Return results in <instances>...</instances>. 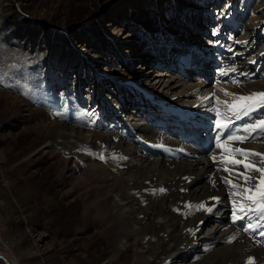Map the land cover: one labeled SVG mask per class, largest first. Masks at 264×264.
Returning a JSON list of instances; mask_svg holds the SVG:
<instances>
[{
    "label": "rangeland",
    "instance_id": "1",
    "mask_svg": "<svg viewBox=\"0 0 264 264\" xmlns=\"http://www.w3.org/2000/svg\"><path fill=\"white\" fill-rule=\"evenodd\" d=\"M219 34L232 45L236 68L246 73V63L264 79V0H0V264H168L167 255L141 248L142 232L112 250L106 231L115 207L104 209L115 202L107 192L113 182L90 176L106 161L48 142L62 124L91 129L144 112L159 118L133 90L157 100L166 94L159 77H196L206 87L199 73L179 77L190 67L176 56L185 52L199 67L192 49ZM46 123L50 129L38 128Z\"/></svg>",
    "mask_w": 264,
    "mask_h": 264
},
{
    "label": "bare ground",
    "instance_id": "2",
    "mask_svg": "<svg viewBox=\"0 0 264 264\" xmlns=\"http://www.w3.org/2000/svg\"><path fill=\"white\" fill-rule=\"evenodd\" d=\"M221 74L224 79L219 91L201 87L195 78L192 81L168 78L166 81L159 77L155 83L165 91L163 97L160 95L156 100L145 94L139 96L147 102L148 108L156 110L159 118H152L150 113L144 112L143 117L126 122L123 129L100 123H94L91 129L62 124L55 140L48 142L49 146L52 144L62 149L72 146L82 159L95 155L106 161L105 165L93 164L96 169H92L90 176L113 182L109 183L107 192L109 196L113 195L115 202L104 210L110 209L111 205L115 207L109 215L106 231L114 252L129 246L131 234L142 232L144 242L141 248L151 257L167 255L168 264L176 263L177 259V264H191L189 259H197L201 264H218L219 260L220 264H248L249 259L253 264H264V221L249 213L251 219L246 217L234 223L230 216L234 189L224 180L231 179L242 186L244 181L230 175L224 168L233 173L244 172V168L243 165L233 166L223 158H243L225 148L219 147L217 151L214 143L218 135L223 141L238 129L241 130L238 135H246L243 127L264 119V108H257L248 116L241 115L240 119L231 117L232 126L224 132L214 129L217 116L212 120L198 109L217 98L231 103L232 98L226 96L225 91L247 96L255 92V87L264 90V80L253 76L239 80L228 78L229 74L233 75L231 72ZM170 90L177 97L171 98ZM219 108L222 113L227 111L223 103ZM50 125L46 123L38 128L47 130ZM226 147L264 153V134L258 131L251 134L248 141L229 142ZM213 156L217 157L216 161ZM258 160L259 157H250L246 162ZM249 174L259 175L255 172ZM254 184L255 181H251L247 186ZM102 186L96 189L102 192ZM216 187H219V199H207ZM161 188L165 191L160 192ZM201 203L211 207L212 211L198 209ZM106 213L104 211L101 218L103 224L107 223ZM249 222L260 226L254 231L241 233L239 227ZM168 236H171L170 240ZM233 236L236 239L227 242Z\"/></svg>",
    "mask_w": 264,
    "mask_h": 264
},
{
    "label": "snow or ice",
    "instance_id": "3",
    "mask_svg": "<svg viewBox=\"0 0 264 264\" xmlns=\"http://www.w3.org/2000/svg\"><path fill=\"white\" fill-rule=\"evenodd\" d=\"M235 83V81H234ZM224 91V90H222ZM226 96L232 98V102L220 101L217 98V104L223 103L227 109L226 113H222L220 108L215 109L216 112V122L215 127L221 132L227 131L232 126L231 117L235 119H240L241 115L248 116L251 112L255 111L257 108H264V92H253L247 96H237L233 93L227 91L224 92ZM214 95V94H213ZM204 99H210V97H205ZM241 130H237L239 132ZM242 131L246 135H238L237 132H232L229 134L226 139L223 141L221 137L217 136V147L225 148L226 151H230L233 155H239L243 159H228V163L233 166L243 165L244 172H231L229 168L225 167L224 171H228L230 175H235L238 180L242 179L244 185L242 186L239 183H233L231 179H225L224 182L229 184L234 191L231 193L233 197V212L232 219L233 222L242 221L246 217H249V213H252L258 216L259 220L264 221V153L256 152L243 148H227L226 145L229 142H240L244 143L249 140L251 134L257 133L258 131L261 134H264V119H260L255 123H251L243 127ZM250 157H259L257 162H246L249 161ZM213 161H216L217 157H212ZM260 166H257V165ZM259 173L258 176L250 175L249 173ZM251 181H255V184L252 186H247ZM160 192H164L165 189H159ZM213 199H218L213 197ZM198 209H205L208 212L212 211L211 207H207L205 204L201 203L197 206ZM259 224L248 223L247 227L243 230L248 232L249 230H255L259 227ZM236 237H231L227 242L231 243L232 240H235ZM248 264H253V260L249 259Z\"/></svg>",
    "mask_w": 264,
    "mask_h": 264
},
{
    "label": "trees",
    "instance_id": "4",
    "mask_svg": "<svg viewBox=\"0 0 264 264\" xmlns=\"http://www.w3.org/2000/svg\"><path fill=\"white\" fill-rule=\"evenodd\" d=\"M9 21V20H8Z\"/></svg>",
    "mask_w": 264,
    "mask_h": 264
}]
</instances>
